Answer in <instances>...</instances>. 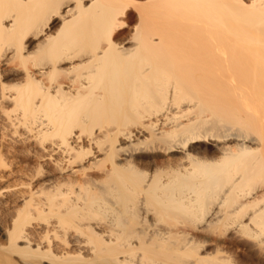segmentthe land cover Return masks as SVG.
<instances>
[{"label":"bare ground","instance_id":"1","mask_svg":"<svg viewBox=\"0 0 264 264\" xmlns=\"http://www.w3.org/2000/svg\"><path fill=\"white\" fill-rule=\"evenodd\" d=\"M1 72L0 264H264V0H0Z\"/></svg>","mask_w":264,"mask_h":264},{"label":"rangeland","instance_id":"2","mask_svg":"<svg viewBox=\"0 0 264 264\" xmlns=\"http://www.w3.org/2000/svg\"><path fill=\"white\" fill-rule=\"evenodd\" d=\"M1 74H2V77H0V79H3L4 81H6L7 79V81H8V83H10V82H12V80L10 79L11 77L10 76H8L7 74H5L4 75V73H2L1 72ZM0 74V75H1ZM7 77V78H6ZM1 124V123H0ZM2 125H0V143H1V145L0 146H2V145H4V142H5V145H4V148L5 149H2V147H0V149L2 150V152H9V148L11 147V146H13V147H11L10 149H12V148H16L15 149V151H14V149H12V150H10V152H11V154H6V156L8 155V161L10 160V162H12V165L11 166H9V167H7V168H3V169H0L1 170V174H0V188L1 187H4V186H6V185H10V184H15L16 182H18L19 181V177H20V175H21V170H19V168L21 167L22 169H24L23 167H27L28 166V168H29V170H30V163H33V165L31 164V168L33 169V167H35L34 166V155H35V153H32L33 151L35 152V150L37 149H39V150H41L40 148H38V147H36V146H39L38 144H36V142H29V141H26L24 144L21 142V141H18L17 139H16V137H14L13 139L10 137V135L8 134V133H10L11 131L8 129V128H4L3 130L5 131V134H4V131L3 130H1L2 129ZM7 130V131H6ZM8 131H10V132H8ZM7 132V133H6ZM4 135V136H3ZM6 135H7V137H6ZM10 139H9V138ZM7 138H8V141H7ZM11 139H12V141H11ZM2 140H4V141H2ZM16 140L18 141V142H21V144L20 143H18V142H16ZM15 141V142H14ZM7 142V143H6ZM12 142H14L13 143V145H12ZM27 142H28V144H27ZM10 144H11V146H10ZM27 144V145H26ZM7 145H9L8 147H7ZM21 145V146H20ZM15 146V147H14ZM28 146H31V147H28ZM18 147V148H17ZM25 147L26 148H29L28 149V152H29V155H28V157H24V155H23V161H28L27 163L26 162H23V165H22V161L21 160H19L20 158L18 157V155H16V157H15V154H18L19 152H21V149H24L23 151H26L27 152V150L25 149ZM40 147V146H39ZM20 149V150H19ZM30 149H31V151H30ZM33 149V150H32ZM35 149V150H34ZM16 150H19V152L17 151V153H16ZM36 150V151H37ZM30 152H31V154H30ZM38 152V151H37ZM4 153V154H5ZM14 153V154H13ZM5 155H4V157H6ZM15 158H14V157ZM7 158V157H6ZM9 158H11V159H9ZM24 158H26L25 160H24ZM16 159V160H15ZM11 160H13V161H11ZM30 161V162H29ZM34 161V162H33ZM17 162V163H16ZM14 163V164H13ZM20 168V169H21ZM27 168V169H28ZM17 169V170H16ZM27 169H25V170H27ZM13 170V171H12ZM14 171H15V173H14ZM17 171H19V172H17ZM8 172V173H7ZM17 172V173H16ZM14 173V174H13ZM19 173V174H18ZM8 176H6V175ZM16 174V175H15ZM4 177H3V176ZM17 175H19V176H17ZM26 177V176H25ZM2 178V179H1ZM15 178H17V179H15ZM12 179H14V181L12 180ZM7 180H8V182H7ZM16 180H18V181H16ZM12 182V183H11ZM14 182V183H13ZM8 183V184H7ZM4 185V186H3ZM1 196V195H0ZM2 199H4V197L3 196H1L0 197V200H2ZM1 206V205H0ZM2 207H0V226L2 227V228H0V240L2 239V240H5L6 238V234H5V231H4V228H6V225L9 223V220H10V216H8V215H11V209L10 210H7V212H6V209H4V208H2ZM4 209V210H3ZM2 211H3V213H4V211L6 212V213H4V214H2ZM9 211V212H8ZM3 215V216H2ZM2 216V217H1ZM9 217V218H8ZM6 218V219H5ZM3 219H5V220H3ZM3 220V221H2ZM6 221V222H5ZM3 223H4V225H3ZM210 246V247H209ZM212 246H214L213 244H209V245H207V249H211L212 248ZM213 249V248H212ZM15 258L18 260V256H15Z\"/></svg>","mask_w":264,"mask_h":264}]
</instances>
